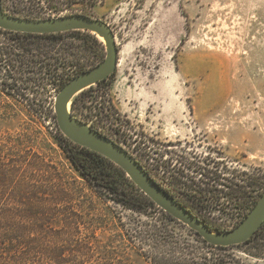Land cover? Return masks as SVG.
Returning <instances> with one entry per match:
<instances>
[{"label": "rangeland", "instance_id": "obj_1", "mask_svg": "<svg viewBox=\"0 0 264 264\" xmlns=\"http://www.w3.org/2000/svg\"><path fill=\"white\" fill-rule=\"evenodd\" d=\"M3 7L20 18L90 14L108 23L119 63L106 85L84 95L88 125L171 182L179 197L201 198L196 211L210 226L227 232L248 216L264 193V0H3ZM106 55L83 32L43 39L0 31L2 168L26 161L18 178L30 179L39 162L76 175L56 127L59 93L47 94L55 72L39 71V60L57 65L68 83ZM77 187L71 204L55 208L83 218L74 222L77 240L90 242L93 255L83 264H151L149 257L190 250L264 264V229L248 245L220 251L113 191ZM156 224L164 240L152 236Z\"/></svg>", "mask_w": 264, "mask_h": 264}, {"label": "trees", "instance_id": "obj_2", "mask_svg": "<svg viewBox=\"0 0 264 264\" xmlns=\"http://www.w3.org/2000/svg\"><path fill=\"white\" fill-rule=\"evenodd\" d=\"M87 16L93 17L90 14ZM0 31L28 38L43 39H59L65 35L83 32L87 34L97 48L105 50L104 42L89 31H71L48 35L23 34L2 29ZM39 55L41 56V53ZM39 62V71L46 70V74L55 72L51 79L52 86L47 94L50 96L53 89L60 93L67 82L64 81V77L58 78L59 75H56L58 72L57 65L43 61L42 58ZM90 69L86 66L81 68L83 72ZM113 76L114 74L100 81L97 85H106ZM93 87L80 93L72 104L73 115L87 124H89L90 115L85 112L83 101L84 95ZM49 96L45 102L48 101ZM54 117L57 119L56 116ZM56 127L62 142L60 144L61 149L76 171L74 177L59 174L51 165L44 166L37 161V164L33 163L30 166L34 175L31 174L30 179H21L18 177L20 172H25L23 165L26 161H12L4 164L3 168L0 164V264H83L85 259H92L90 242L77 240L80 232L79 227L74 222L75 220H82V216L73 213L71 208H68V211L55 208L56 204H71L73 202L74 195L71 192L73 185L76 188L81 186V188L89 187L93 190L95 187L102 191L108 189L117 193L122 201L128 205L155 213L165 227L180 224L178 220L164 212L146 196L127 176L126 172L114 162L98 152L70 140L63 135L58 124ZM92 128L97 129L94 125ZM42 171L47 173L46 177L35 176V172ZM147 171L183 206L205 222L212 230L222 232L221 229L210 226L198 215L196 206L201 205V198L198 199V196H193L192 201L191 199L185 200V198L179 197L182 193L173 188L171 182L167 183L166 179L159 177L157 173L153 174L149 170ZM196 199L198 200L196 201ZM257 200L255 199L254 206L258 202ZM10 202H16V207L10 206ZM190 202L192 204H189ZM60 219H63L66 225L58 226L57 221ZM263 229L264 224L246 245ZM152 231V236L155 238L165 239L164 228L156 224L153 225ZM197 235L199 236V234ZM203 243L210 248L225 252L235 247H243L242 245L229 248L216 247L204 240ZM247 252L249 253V251ZM183 255H171L169 257L157 255L149 257V259L151 264H238L234 258L228 256H215L209 253L197 254L191 250Z\"/></svg>", "mask_w": 264, "mask_h": 264}, {"label": "water", "instance_id": "obj_3", "mask_svg": "<svg viewBox=\"0 0 264 264\" xmlns=\"http://www.w3.org/2000/svg\"><path fill=\"white\" fill-rule=\"evenodd\" d=\"M0 29L34 35L89 31L96 33L97 37H104L106 58L96 67L72 78L56 97L55 114L63 135L114 162L160 209L188 226L210 245L224 248L244 245L260 230L264 224V193L236 228L227 232L212 230L161 186L123 147L73 115V100L84 90L115 74L117 70L119 48L115 32L108 23L83 14L50 19L20 18L6 13L3 0H0Z\"/></svg>", "mask_w": 264, "mask_h": 264}, {"label": "bare ground", "instance_id": "obj_4", "mask_svg": "<svg viewBox=\"0 0 264 264\" xmlns=\"http://www.w3.org/2000/svg\"><path fill=\"white\" fill-rule=\"evenodd\" d=\"M98 38H100L105 43V38L104 37L98 36Z\"/></svg>", "mask_w": 264, "mask_h": 264}]
</instances>
